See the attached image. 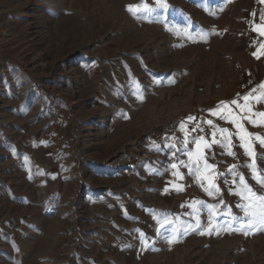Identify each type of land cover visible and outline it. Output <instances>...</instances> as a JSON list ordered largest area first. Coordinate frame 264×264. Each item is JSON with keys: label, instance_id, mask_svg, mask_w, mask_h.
I'll use <instances>...</instances> for the list:
<instances>
[{"label": "rangeland", "instance_id": "rangeland-1", "mask_svg": "<svg viewBox=\"0 0 264 264\" xmlns=\"http://www.w3.org/2000/svg\"><path fill=\"white\" fill-rule=\"evenodd\" d=\"M0 264H264V0H0Z\"/></svg>", "mask_w": 264, "mask_h": 264}]
</instances>
